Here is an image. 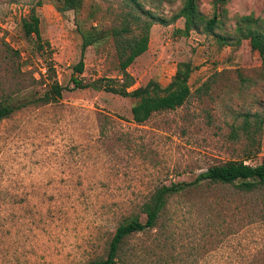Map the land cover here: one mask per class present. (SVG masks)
<instances>
[{
  "label": "rangeland",
  "instance_id": "rangeland-1",
  "mask_svg": "<svg viewBox=\"0 0 264 264\" xmlns=\"http://www.w3.org/2000/svg\"><path fill=\"white\" fill-rule=\"evenodd\" d=\"M183 1L80 0L73 13L56 0H0V98L17 90L40 96L52 74L63 88L55 102L0 121V264L103 258L119 224L132 216L143 222L141 205L155 188L192 182L226 161H264V122L255 131L252 118L264 116V73L248 42L235 44L237 28L264 34L261 0H196L202 15L217 17L212 35L182 36V19L150 24L145 52L126 69L130 89L164 88L188 64L190 95L172 111L143 117L132 110L135 98L72 88L71 76L82 84L118 77L112 30L126 26V37H138L150 16L168 20ZM30 9L42 50L20 30ZM75 21L101 36L85 49L80 75L71 72L81 45ZM119 250L120 264H264V188L200 182L171 196L154 227Z\"/></svg>",
  "mask_w": 264,
  "mask_h": 264
},
{
  "label": "trees",
  "instance_id": "trees-1",
  "mask_svg": "<svg viewBox=\"0 0 264 264\" xmlns=\"http://www.w3.org/2000/svg\"><path fill=\"white\" fill-rule=\"evenodd\" d=\"M60 2L61 8L64 10H71L73 13L77 11L80 6V0H56ZM133 6L138 7L136 0H128ZM196 0H184L181 8L168 20L162 18H153L150 16V22L143 24L141 27V34L138 37H126L128 30L126 26H120L118 29L111 31L113 38V45L118 60L117 70L118 77L108 79L100 78L92 81L89 84H82L76 77H70V83L73 89L91 88L93 90H101L119 97H131L138 100V104L133 111L141 114L143 117H148L151 114L172 111L180 107L189 97L190 91L186 86V80L191 68L188 64L183 66V69H176L173 80L169 82L164 88L158 87L156 83L148 82L145 86L131 90L133 84L131 76L127 72V68L132 64L135 58L145 52L147 48V31L150 24H158L167 26L174 23L177 19L183 20V28L178 30L182 36H186L189 31H198L202 34L212 35L216 24V15L212 14L209 18L202 15L197 7ZM262 7L264 10V0ZM242 18L241 21H245ZM20 30L23 36L29 38L33 36L37 41V50H42L39 44L40 34L38 29V18L33 9H30L27 16L19 20ZM77 32L81 36L80 55L78 61L72 65V74L80 75L83 70V53L85 49L95 44L101 39L100 34L93 36L89 32H82L81 24L75 21ZM235 44L238 45L240 40L248 42L249 50L255 52L259 58L260 67L264 73V34L257 30V28H237ZM216 39L223 44L229 42L230 38L215 36ZM5 54L12 59H18L16 50H12L5 44ZM47 45V43H46ZM18 70V63L15 71ZM47 72L52 71V66L48 65ZM53 73V72H52ZM51 82L48 89L40 96L32 97L20 94V91L7 93L0 98V121L8 118L14 112L23 109L30 105L48 104L55 102L61 96L63 88L54 79V76L49 77ZM131 90V91H130ZM253 123L256 126L255 131L260 128L264 122V116L259 118L256 115L252 116ZM258 127V128H257ZM249 123L243 124L242 130L249 135ZM252 132V133H255ZM251 139V138H250ZM248 159L250 156H247ZM200 182H207L208 184H220L233 186L234 188L243 191L251 192L257 189L264 188V161L255 165L249 166L243 161H226L220 165H214L205 170V172L198 174L192 182L172 183L169 185H161L155 188L148 199L141 205V214L144 216L141 222L138 216H132L128 220L119 224L108 243L106 254L103 258L90 260L84 264H120L118 261V253L122 242L128 236L135 232H142L154 227L156 220L166 205L167 200L187 188L196 186Z\"/></svg>",
  "mask_w": 264,
  "mask_h": 264
}]
</instances>
